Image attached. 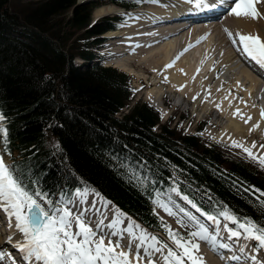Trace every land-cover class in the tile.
Wrapping results in <instances>:
<instances>
[{"label": "trees", "instance_id": "obj_1", "mask_svg": "<svg viewBox=\"0 0 264 264\" xmlns=\"http://www.w3.org/2000/svg\"><path fill=\"white\" fill-rule=\"evenodd\" d=\"M75 2L0 0V141L16 151L11 168L25 187L50 198L86 183L153 229H164L156 193L177 187L205 212L226 209L264 227V198L250 190L264 191V175L239 163L222 170L219 152L194 138L153 132L159 119L147 103L115 117L133 96L127 76L72 66L90 56L80 40L110 28L88 27L90 6Z\"/></svg>", "mask_w": 264, "mask_h": 264}, {"label": "bare ground", "instance_id": "obj_2", "mask_svg": "<svg viewBox=\"0 0 264 264\" xmlns=\"http://www.w3.org/2000/svg\"><path fill=\"white\" fill-rule=\"evenodd\" d=\"M152 1L158 7L131 12L130 15L135 17L127 24V30L131 32L108 34V36L117 35L118 39L124 40L122 43L130 45L129 48L114 53V57H120L119 61H116V66L122 68V71L132 72L131 64L136 62L139 67L153 73L154 79L149 86L161 88V85H165L164 89H150L145 96L146 100L162 114L165 109L158 99L160 96H164V91L173 97L178 94L179 99L184 98L188 103L194 101L200 104L202 101L201 109L205 110L206 116L211 115L216 124L220 125V132L216 135L217 139L226 142L232 140L241 145L243 149H250L255 157H264V148L261 147L264 145V116H262L264 108L261 107V102L264 101L262 89L264 82L246 61L252 66H258L260 71L259 64L247 56L248 60L246 61H244L245 57H241L242 45L239 44L238 36H236L237 33L251 34L258 35L264 40V0H257L255 4L259 13L258 18H238L228 14L227 11V15L222 21L219 16L210 15L212 19H205L207 25H202L203 21L194 20L190 12L192 11L191 14L196 15L201 12H218L219 9L223 10L232 6L231 0L214 2L210 5H215V7L207 8L205 11L202 8H192V5L195 4L190 3L189 0ZM122 12L123 9L119 6L103 4L95 9L94 18ZM172 17L177 20L173 21ZM228 32L233 33L232 39L229 38ZM233 40H237V43L234 44ZM226 44H229L230 48H227ZM234 46H237V49ZM233 58L239 60L238 72L230 70L228 73L230 80L226 81L222 75H216L217 70L220 65L229 63ZM169 65L171 66L169 67ZM228 68L231 69L230 66ZM229 84H231L230 88ZM212 109H216L215 111L218 113L214 115ZM220 117L224 118L223 123H221ZM246 136H249L252 142L247 143ZM87 192L88 195L84 201H81L76 193L72 198L74 204L70 207H73L74 211H79L81 207L88 209L86 219L93 227L101 219L106 225L113 219L115 207L109 203L106 209L104 205L108 201L90 191ZM93 203L100 211L92 210ZM122 217L123 215L120 216L121 220H123ZM14 224L13 218L10 223H6L4 226L13 234L15 242L19 244L22 243V238ZM135 225L139 224L124 218V223L118 224L117 230L123 232L126 226H132L135 235L139 236L143 229L140 227L141 229L137 230ZM211 226L215 225L211 222ZM75 230L74 228L73 231ZM104 231L107 232L110 229L105 228ZM227 236L228 233L226 236L217 235L216 242L225 241ZM116 239L117 237H112L113 243L116 242ZM128 241V234H124L121 244L126 251L128 247L124 243ZM107 242L106 239L105 243L107 244ZM1 243L3 240L0 236ZM0 251L5 254L6 259L8 249L4 247ZM131 251L133 254L135 253L134 250ZM203 253L205 255L201 257L204 264H222L214 258L210 243L206 242ZM5 259L0 260V264H3ZM145 262L146 260L144 264Z\"/></svg>", "mask_w": 264, "mask_h": 264}, {"label": "snow or ice", "instance_id": "obj_3", "mask_svg": "<svg viewBox=\"0 0 264 264\" xmlns=\"http://www.w3.org/2000/svg\"><path fill=\"white\" fill-rule=\"evenodd\" d=\"M189 2L194 3L197 8L215 7V5H210L208 0H189ZM256 2L257 0H231L232 6L229 7L228 14L238 18H258ZM228 36L232 39L233 33L228 32ZM236 36H238V42L242 45V51L247 57L264 67V40L258 35L251 34L237 33ZM233 43H237V40H233ZM262 116H264V112H262ZM3 119L4 117L0 115V121ZM0 134L6 138V130L2 127H0ZM233 146L242 147L235 142ZM261 147L264 148V145ZM244 151L249 158L257 159L250 149L244 148ZM258 163L264 166V157H260ZM87 195V191L77 190V196L80 197L81 201L86 200ZM96 195L99 194L96 193ZM154 202L169 215H174L167 204L159 203L158 198ZM109 203L105 202L104 207L106 209ZM189 203L192 202L189 201ZM73 204V201H69L67 204H64L63 201L60 204H54L40 192L29 191L16 175L15 170L6 165L3 157H0V210L7 214L10 222L14 218V227L22 238V243H19L17 247L23 253L22 259L28 261V264H137V262L144 264L145 260H147V264H158L152 257L155 253H160L163 250L159 246V240L155 236L149 237L143 230L139 236L135 235L132 226H126L123 232L118 231L117 225L124 223L120 219L123 214L119 210L113 212V219L106 225L101 219L93 227L86 219L88 209L81 207L79 211H74L73 207L69 206ZM192 206L196 207L195 204ZM91 208L93 211H100L95 203ZM197 211L200 209L197 208ZM203 215L213 225H216V228H219L216 217L207 213ZM220 215L225 220L235 224L236 228L242 230L238 231L225 225L228 239L240 238L243 235L246 239L255 240L261 247H264V227L258 226L251 220L241 222L227 210H222ZM189 220H196V217L189 216ZM196 226L198 230L191 232L190 235L197 240L210 243L215 250L218 232L215 229L210 232L199 222ZM135 227L139 228V225H135ZM74 228L75 231H73ZM105 228L110 229V231L105 232ZM167 231L169 239L176 244L177 248L182 249L183 255H178L165 244L163 248L168 249L164 256L165 264H184L185 258L190 261V264H204L202 257L193 254L194 251L199 252V244L193 243L192 240H182L171 229H167ZM124 234L129 236L127 251L123 249L121 244ZM112 237H117L115 243H113ZM106 239L107 244L105 243ZM134 244L136 251L133 254L131 250ZM219 247L228 248L229 245L221 243ZM240 251L243 252V249L241 248ZM3 259H5V254L0 251V260ZM231 259L239 260L241 257L233 256Z\"/></svg>", "mask_w": 264, "mask_h": 264}, {"label": "rangeland", "instance_id": "obj_4", "mask_svg": "<svg viewBox=\"0 0 264 264\" xmlns=\"http://www.w3.org/2000/svg\"><path fill=\"white\" fill-rule=\"evenodd\" d=\"M87 3H92V2H87ZM143 9H145V7H143ZM110 15H114V14H110ZM222 32H224V31L222 30ZM116 36L117 35L108 36L111 43L108 42L110 44L107 46L108 49L104 48L102 51L106 56V59H107L106 63L110 64V65H114V66H116V61L117 60L119 61L118 58H120V57H114V55H113V57L111 58L110 55L112 53H115V51H117V53H118L120 51V49L122 50L124 48H129V46H130L127 43H122L123 39H118ZM121 44L124 46V48L123 47H114V46H120ZM101 47H104V45ZM226 47L230 48V45L226 44ZM234 47L237 49V46H234ZM126 53H128V52H126ZM131 55L136 56L137 54H131ZM125 58H127V57L125 56ZM217 62L218 61L216 60V64H217ZM216 64H215V66H216ZM228 66H230L231 69H229ZM131 67H132V72H130L128 70H124V71L128 72V74L131 75V78H132L131 84L137 93L135 100H137V99H142V100L145 99L146 100V98H144V96H146V92L149 91L150 89H154V90L156 89L157 90V89H162V88L164 89L165 88V85H161V88H159L158 86H152V85L149 86L150 83L153 81L152 79H154L153 73L146 70L145 68L139 67L136 62L132 63ZM238 67H239V60H237L236 58H233V60L229 61V63L220 65L218 67L219 70H217V73L219 71H222V73H221L222 77L225 78L226 81H228V80H230L228 78V73L230 72V70H231V72L236 73V72H238ZM117 68H119V67H117ZM119 69L122 70V68H119ZM160 70H158V71H160ZM132 74H133V76H132ZM230 87H231V84H229V88ZM167 99H169V100H167ZM262 99H261V101H262ZM158 100H160V101L167 100L168 101L167 103L169 104L170 107L167 110V114H169V116L171 114L174 116L175 119L173 120V124L177 125L178 131H180L179 128H181V129H184L185 133H192L195 130V126H196V123L198 120H206L207 121L206 123H210L211 118H212V121L214 120V118L211 115L206 116L205 110L201 109L203 106L202 101L200 104H198L194 101L188 103L184 98L179 99L178 94H176L173 97L169 93H167L166 91H164V96H162V97L160 96ZM179 102L182 104H178ZM262 102H261V104H262ZM212 110L214 111V115L218 113L217 111H215L216 109H212ZM122 112H126V111H122ZM202 113H203V115H202ZM179 115H182L183 117H185L186 118L185 121L182 122L179 118H177V116H179ZM173 116H172V118H173ZM214 121H213L214 128H211V127L209 128V126H206L205 131H203L200 134V137L205 142L217 143L216 146L218 148V151L221 154L222 159L224 160L223 165L225 167L226 166L228 167V164L227 163L225 164V158H232L235 160L240 159V158H243V159L247 158L248 159L249 156L246 152L239 151L237 149V147L226 145L225 143H222V142L218 141V139H216L217 133L220 132V125L216 124V121L215 122ZM220 121H221V123H223L225 120H224V118L220 117ZM163 122H165L164 119H163ZM217 127L219 129L215 133V129H217ZM209 133H211V135ZM214 135H215V137H214ZM245 139L247 140L246 141L247 143L252 142V141H250L251 138H249V136H246ZM224 142H226V141H224ZM227 142H229V141H227ZM240 148L243 149L242 147H240ZM0 157H3V160H4L6 165H8V166L10 165L9 164L10 158H8L6 155H4L2 153H0ZM162 204H167V206L172 210V212L181 218H183L184 210L187 211L186 209L188 208L181 199L174 197L171 192L162 197ZM181 209H183V211H181ZM158 212L166 221L167 220L170 221L169 225H170V228L172 230L180 229L183 232H188V233H190V231L194 232V224L192 222L184 221L183 223H181L180 221H177V220L173 221V219L171 218L172 215H169L168 212H166L162 207H160V209H158ZM188 216H193V215L189 212ZM122 219L124 221L123 217H122ZM198 220H201V218L198 217ZM136 229L138 230L141 228L139 226V228H136ZM189 229H190V231H189ZM0 249H4V245H3V248H0ZM204 255H205V253H203V248H200L197 256L204 257Z\"/></svg>", "mask_w": 264, "mask_h": 264}]
</instances>
